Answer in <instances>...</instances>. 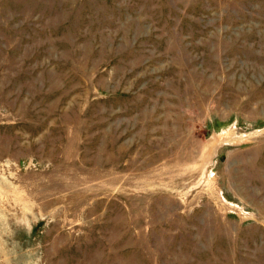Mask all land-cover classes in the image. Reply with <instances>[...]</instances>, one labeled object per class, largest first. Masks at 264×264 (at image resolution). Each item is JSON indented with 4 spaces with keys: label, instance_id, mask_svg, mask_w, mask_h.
<instances>
[{
    "label": "rangeland",
    "instance_id": "rangeland-1",
    "mask_svg": "<svg viewBox=\"0 0 264 264\" xmlns=\"http://www.w3.org/2000/svg\"><path fill=\"white\" fill-rule=\"evenodd\" d=\"M0 264H264V0H0Z\"/></svg>",
    "mask_w": 264,
    "mask_h": 264
},
{
    "label": "bare ground",
    "instance_id": "bare-ground-1",
    "mask_svg": "<svg viewBox=\"0 0 264 264\" xmlns=\"http://www.w3.org/2000/svg\"><path fill=\"white\" fill-rule=\"evenodd\" d=\"M222 137H223V135H222Z\"/></svg>",
    "mask_w": 264,
    "mask_h": 264
}]
</instances>
